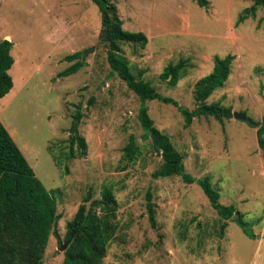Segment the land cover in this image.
<instances>
[{"label":"rangeland","instance_id":"obj_1","mask_svg":"<svg viewBox=\"0 0 264 264\" xmlns=\"http://www.w3.org/2000/svg\"><path fill=\"white\" fill-rule=\"evenodd\" d=\"M206 1L201 7L196 0H112L123 29L148 39L145 48L123 43L121 55L131 73L144 71L142 79L160 95L189 110L196 106L193 87L212 71L213 57L233 56L227 81L205 103L220 102L257 125L264 115V7L235 25L252 0ZM100 26L92 0H0V41L11 42L14 60L8 72L13 87L0 100V122L56 199L60 238L88 191L98 198L103 187H112L118 231L106 264H264V162L257 126L200 116L185 128L172 105L145 102L154 125L183 157L185 172L208 177L218 202L233 206L255 237L229 221L220 238V220L196 182L152 178L161 157L143 138L138 97L111 73ZM75 52L85 66L59 77L70 66L64 58ZM179 60L187 61L177 85L169 88L159 75ZM78 109L86 149L78 156L74 147L69 159V128ZM130 136L140 156L126 164L122 150ZM148 190L155 227L148 219ZM62 259L50 235L43 264Z\"/></svg>","mask_w":264,"mask_h":264},{"label":"trees","instance_id":"obj_2","mask_svg":"<svg viewBox=\"0 0 264 264\" xmlns=\"http://www.w3.org/2000/svg\"><path fill=\"white\" fill-rule=\"evenodd\" d=\"M100 13L99 41L105 46L106 61L111 73L116 74L139 99L141 105L137 118L143 131V138L150 140V145L161 157L160 167L152 173V178L178 176L185 184L196 182L216 212L220 225L218 235L223 237L228 222H235L243 233L254 239V235L246 228L243 216L233 206H223L218 200V193L211 187L209 178L194 179L185 172L183 157L177 151L170 138L162 133L148 114L145 102L156 100L170 104L183 117V125L188 128L194 118L213 117L223 124L232 118L230 107L220 102L206 104L207 98L218 88H222L231 72L234 57H213L212 71L199 79L193 87V110L180 107L175 100L160 95L155 87L142 79L144 71L133 74L126 60L121 55V45L130 43L145 48L148 39L143 33L125 31L118 17L116 5L112 0H92ZM201 7L207 5L206 0H196ZM259 7H264V0H252V5L244 9L238 16L235 25L248 18H254ZM11 42L0 41V100L13 87L9 70L13 65L10 55ZM70 66L58 74L59 77L77 73L85 66L81 52H75L64 58ZM187 60H179L176 64H168L159 75L167 85L175 87ZM82 114L78 109L72 116L69 128V154L74 158L76 152L82 156L86 143L80 136L78 128ZM256 139L264 162V115L257 123ZM140 156L137 141L130 136L122 150V160L126 164L134 162ZM42 182L36 177L33 169L23 153L14 142L8 131L0 122V264H43L44 254L50 235H53L58 247L69 241L63 251L61 264H106L105 257L111 241L118 231L117 202L112 187H103L100 197L92 198L88 191L83 202L78 206L72 219L66 224L63 240L57 233L56 226L60 219L57 213V201ZM152 193L146 192L148 219L155 227V204ZM237 213V215L235 214Z\"/></svg>","mask_w":264,"mask_h":264},{"label":"water","instance_id":"obj_3","mask_svg":"<svg viewBox=\"0 0 264 264\" xmlns=\"http://www.w3.org/2000/svg\"><path fill=\"white\" fill-rule=\"evenodd\" d=\"M7 40V39H6ZM94 49V47H92L89 51H87L86 53L83 54V56L87 53H90L92 52ZM232 118L234 120H239V121H243V122H246L248 125L252 126V127H255L256 124L254 122H252L245 114L243 113H237V112H234L233 115H232ZM237 215V213H236ZM69 241H67L66 243L60 245L59 247V250L62 252L65 250V248L67 247Z\"/></svg>","mask_w":264,"mask_h":264},{"label":"crops","instance_id":"obj_4","mask_svg":"<svg viewBox=\"0 0 264 264\" xmlns=\"http://www.w3.org/2000/svg\"><path fill=\"white\" fill-rule=\"evenodd\" d=\"M9 133V132H8Z\"/></svg>","mask_w":264,"mask_h":264}]
</instances>
